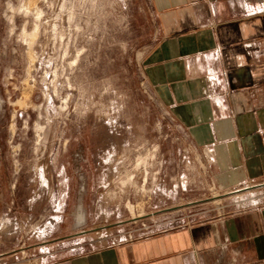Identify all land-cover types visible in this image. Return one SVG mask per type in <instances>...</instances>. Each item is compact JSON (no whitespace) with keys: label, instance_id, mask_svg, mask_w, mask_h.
I'll return each mask as SVG.
<instances>
[{"label":"rangeland","instance_id":"374dc122","mask_svg":"<svg viewBox=\"0 0 264 264\" xmlns=\"http://www.w3.org/2000/svg\"><path fill=\"white\" fill-rule=\"evenodd\" d=\"M152 34L147 0H0V264L229 209L146 86Z\"/></svg>","mask_w":264,"mask_h":264},{"label":"crops","instance_id":"0c3cea01","mask_svg":"<svg viewBox=\"0 0 264 264\" xmlns=\"http://www.w3.org/2000/svg\"><path fill=\"white\" fill-rule=\"evenodd\" d=\"M147 3L146 86L211 184L229 195V209L168 228L164 218H130L128 232L101 230L86 242L92 230L76 234L72 225L61 244L21 264H264V0Z\"/></svg>","mask_w":264,"mask_h":264},{"label":"built area","instance_id":"2783aa9c","mask_svg":"<svg viewBox=\"0 0 264 264\" xmlns=\"http://www.w3.org/2000/svg\"><path fill=\"white\" fill-rule=\"evenodd\" d=\"M129 238V237H128ZM130 239V238H129Z\"/></svg>","mask_w":264,"mask_h":264}]
</instances>
